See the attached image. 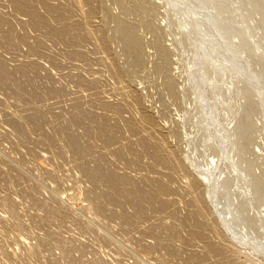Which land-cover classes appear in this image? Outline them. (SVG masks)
I'll use <instances>...</instances> for the list:
<instances>
[{"label": "rangeland", "instance_id": "rangeland-1", "mask_svg": "<svg viewBox=\"0 0 264 264\" xmlns=\"http://www.w3.org/2000/svg\"><path fill=\"white\" fill-rule=\"evenodd\" d=\"M0 264H264V0H0Z\"/></svg>", "mask_w": 264, "mask_h": 264}, {"label": "bare ground", "instance_id": "bare-ground-1", "mask_svg": "<svg viewBox=\"0 0 264 264\" xmlns=\"http://www.w3.org/2000/svg\"><path fill=\"white\" fill-rule=\"evenodd\" d=\"M198 12V11H197ZM205 12V11H204ZM203 12V13H204ZM202 13V14H203ZM208 13V12H207ZM193 14V13H192ZM195 14V13H194ZM205 15V14H204ZM208 15V14H207ZM209 16V18H210V16L211 17H213L212 15H208ZM208 16L206 17L207 19H208ZM193 18V17H192ZM211 19V18H210ZM190 19H189V17H188V21H189ZM185 23H186V20L184 21ZM212 22V23H211ZM209 21V22H207V24H208V26H210V27H212V29H214V27L216 28V26H217V22H220L219 20H216L215 18H212V21ZM224 22V21H223ZM193 23V22H192ZM187 24H188V22H187ZM191 26V25H190ZM193 26V25H192ZM205 27V26H204ZM210 27H208V28H210ZM188 28V27H187ZM261 31V30H260ZM222 32L221 31H218V34H216V33H214L215 35H218V36H220V34H221ZM193 34V33H192ZM214 35V36H215ZM257 35V34H256ZM213 37V36H212ZM211 40H213V39H211ZM239 44V43H238ZM236 45V44H235ZM234 45V46H235ZM217 47V46H216ZM238 47V46H237ZM235 47H233V49H234ZM230 49V48H229ZM239 50V49H238ZM230 51H232L233 52V50H230ZM236 51H237V49H236ZM228 52H229V50H228ZM217 53V52H216ZM242 53V52H241ZM242 54H245V53H242ZM240 55V54H239ZM242 56V55H241ZM241 58H244L243 56L241 57ZM244 59H246V58H244ZM248 59V58H247ZM213 61V60H212ZM239 61V60H238ZM246 61H248V60H246ZM246 61H244V62H246ZM214 62H216V61H214ZM248 62H250V61H248ZM225 63V62H224ZM227 64V63H226ZM249 64H251V63H249ZM249 64H247V62H246V65H249ZM221 67V66H220ZM225 67V66H224ZM228 68V67H227ZM221 69H223V68H221ZM233 72V71H232ZM254 74V73H253ZM257 74V73H256ZM255 76H257L258 78H256L255 79V85H258V86H261L262 85V76L261 75H255ZM254 76V77H255ZM253 106V105H252ZM252 106H251V108L250 109H252ZM254 107V106H253ZM249 117V116H248ZM248 117H246L244 120H242V123H241V125H243V126H247V119H248ZM230 125V124H229ZM74 142V141H73ZM162 152V151H161ZM160 151L158 152V153H161ZM160 154H156V156L155 157H158V159L160 158V156H159ZM160 160H162V158L160 159ZM215 160V159H214ZM214 160H212V162H209L208 163V165L207 166H210V168L212 169V167H213V165L214 164H216V160L214 161ZM167 162V161H166ZM172 162H173V160H172ZM164 163V162H163ZM169 163V162H168ZM211 178H210V176L208 175V181H211L210 180ZM114 180V179H113ZM118 181V180H117ZM218 181V180H217ZM216 181V182H217ZM114 182H116V180L114 181ZM126 182V181H125ZM215 182V183H216ZM111 183H112V180H111ZM117 183V182H116ZM121 182H119V184H120ZM208 183H210V182H208ZM122 184V183H121ZM112 187V186H111ZM113 187H114V185H113ZM118 189V188H117ZM116 189V190H117ZM118 192H119V189H118ZM117 192V193H118ZM122 193V192H121ZM121 193L119 194V195H121ZM125 196V195H124ZM217 207V206H216ZM220 210V209H219ZM214 211V210H213ZM222 212V211H221ZM226 218V217H225ZM226 225V224H225Z\"/></svg>", "mask_w": 264, "mask_h": 264}]
</instances>
